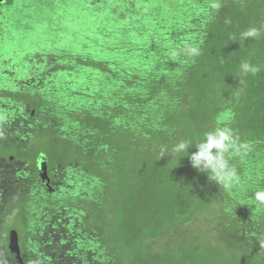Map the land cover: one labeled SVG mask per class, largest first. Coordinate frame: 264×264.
Here are the masks:
<instances>
[{"label":"trees","instance_id":"trees-1","mask_svg":"<svg viewBox=\"0 0 264 264\" xmlns=\"http://www.w3.org/2000/svg\"><path fill=\"white\" fill-rule=\"evenodd\" d=\"M154 2L117 1L110 11L114 18L111 21L115 23L109 27L111 31L105 27L110 21L93 30L85 28L93 35L86 37L85 50L73 52L66 47L42 52L41 49L33 60L52 57L53 67L46 68L43 62L39 67L22 64L18 57L26 51L24 48L16 54L0 55V64L4 65H0V70L6 77L0 71V84L6 85L0 86V125L8 124L16 114L25 121L36 122L30 114H23L22 98L18 96L30 91L23 92L12 81L16 78L5 71L17 74L22 70L37 79L46 70L50 74L48 86L54 95L50 101L63 102L57 112L49 107L52 126H60L61 117L70 116L71 122L77 123L75 129L81 126L98 129L91 134L98 138L99 144L91 140L83 147L73 142L67 131L59 130L31 147L32 157L37 163L38 156L45 153L50 171L60 165L56 163L59 159L62 165L74 163L69 175H74L76 187L60 191L65 195L88 201V191L78 187L101 184L102 195L107 197L101 207L84 206L77 211L63 205L51 216L57 232L71 233L75 248L71 251L68 244L67 252L77 259H64L60 252L50 248L45 259H31L35 254L24 251L20 263L9 246L0 245L3 252L11 254L7 264H264V251H245L250 243L238 246L236 240L233 245L213 243L206 240L209 232L203 238L185 234L180 242L162 249L153 245L168 231L191 223L214 205L220 206V211H230L234 201L244 204L242 196L229 199L233 190L243 195L248 194V188L261 189L264 0H218L219 9L211 6L217 0L187 6L164 0L148 14L147 6ZM59 11L58 6L53 18ZM6 28L0 32L2 46L1 36ZM249 28L258 29L259 35L242 39L241 33ZM47 30L53 34L52 42L69 39L53 20ZM82 33L85 32L77 35ZM33 44L37 46L38 42ZM190 46L197 47L199 55H188ZM55 58H58L56 62ZM68 59L72 63H67ZM243 62L258 68V72H243L240 67ZM14 64L20 65L19 69L9 70ZM80 71L89 75L84 87L73 80L81 79L77 73ZM5 80L14 84L7 85ZM31 87L32 91L37 88ZM12 91L15 94H9ZM89 104L93 109L86 115L85 107ZM78 111L83 115L78 116ZM107 111L109 115L103 116ZM125 122L131 128L117 127ZM216 128L231 129L235 141V146L224 154L228 168L234 169L238 178L230 182L238 183L232 189L213 179L210 170L194 168L190 159L191 153L197 151L196 146L205 141L206 133ZM133 129L137 130L136 135L130 133ZM127 137L137 138L135 141L145 138L146 156L122 146ZM181 141H188L189 149L174 153L173 147ZM107 142L120 145L124 153L112 154ZM2 143L6 147L10 145ZM58 146L63 151L57 154ZM153 152L156 155L150 157ZM59 196L61 193H49L46 198L54 203ZM236 213L240 214L241 210L236 209ZM80 227L90 237L81 240ZM5 236L9 240L8 232ZM57 240L68 242L64 235ZM90 250L99 254L94 256ZM84 253L88 258L82 259Z\"/></svg>","mask_w":264,"mask_h":264},{"label":"rangeland","instance_id":"rangeland-1","mask_svg":"<svg viewBox=\"0 0 264 264\" xmlns=\"http://www.w3.org/2000/svg\"><path fill=\"white\" fill-rule=\"evenodd\" d=\"M117 1L119 0H12L11 4L10 0L8 2L2 1L0 4V32L8 27L4 36H1L4 46L0 45V55L5 52L16 54L18 50L24 48L26 51L20 53L18 57L21 59L20 62L22 64L24 62L25 65L31 64L38 65L39 67L40 62H43L46 68L53 67L54 60L52 57L50 59L45 58L44 60L39 58L36 61L33 59H35L36 54L41 49H43L42 52H45V49L52 51L55 48L61 49L66 47H68L67 50L73 52L85 50L84 41L87 39L86 37L93 36L92 32L86 31L85 28L89 27L93 30L99 26L102 27L103 22L110 21L105 27H107L108 31H111L109 27H112L115 23L111 21L114 18L111 16L110 11ZM124 1L131 3L132 0ZM163 1L156 0L152 5H148L147 13L150 14L154 6ZM171 1L181 6L189 4L202 5V2H210V0ZM58 6L60 7V14L56 18H53V12ZM52 20L59 24V28L63 30L62 35L69 39L65 38L66 41L61 42L63 39L61 38L52 42L54 38L53 34L50 30H47L48 24ZM78 32L85 33L77 35ZM33 42H38L37 46ZM32 56L34 57L32 58ZM57 59L55 58V62ZM62 63H65V61H62ZM67 63H72V60L68 59ZM1 66L4 67V65ZM19 67L20 65L14 64L9 70H18ZM0 71L1 75L4 76L3 70ZM5 72L8 76L16 78L12 81L20 86L23 92L30 91L25 94H18L22 98V112L23 114H30L39 125L37 126L35 121L31 123L25 121L17 114L13 116L8 124L0 125V245L9 246V240H7L5 233L7 234L8 232L9 234L11 231L9 230L10 227L15 226L19 231L22 252L26 251L29 254H35L31 259H45V253L52 248L56 252H60L64 259L75 260L77 258L73 255L70 256L67 252L68 244L71 247V251L75 248L71 233L57 232L53 227L54 222L51 216L57 213L63 205H68L77 211L84 206L101 207L107 197L105 194L102 195L101 184L87 188L78 187L80 190L88 191L90 194V196H87L88 201L78 200L65 195L64 191L76 187L74 186V175H69L72 168H74V163L62 165L61 162L63 161L59 159L60 161L56 163H60V165L54 166L52 170V180L57 185V191L54 194L61 193V196L56 197V201L51 203L46 198L49 195V191L44 190L45 187L35 170L37 169V163L32 157L33 149L31 147L38 146L43 137L50 136L49 133H58L59 130L67 131L72 141L75 143L79 142L83 147L85 142L91 140L99 144L98 138L91 134L95 133L98 129L92 127L85 129L83 126L80 129H75L73 126L77 125V123L71 122L70 116L67 115L61 117L63 121V123H59L61 127L59 125L55 128L52 126L49 107L57 112L62 108L61 104L63 102L56 104L50 101L51 98L53 100L54 95L48 86L50 74L46 70L37 79H34L30 73L22 72V70L17 74L8 73L7 70ZM77 73L81 75V79L74 78V83L79 87H84L89 75L87 73L83 74L81 71ZM5 82L7 85L14 84L8 82V80H5ZM1 85L6 86L5 84ZM32 85L37 87L34 91H32ZM9 94H15V92L12 91ZM35 101L36 103H34ZM85 108L86 115L93 109L90 104L86 105ZM104 114L109 115V112H103V116ZM82 115L81 112L78 113V116ZM4 127L7 128L5 131H3ZM117 127L131 128V125L125 122ZM42 128H46V130ZM70 128H72L71 131H69ZM100 133L101 130H99L98 136ZM130 133L136 135L137 130L133 129ZM136 139L135 137H127L123 140L122 146L135 149L138 153L146 156L147 149L145 148V144L143 145L145 138L141 141H135ZM2 140L10 143V145L6 147L2 143ZM107 146L112 154L113 152H118L119 155L124 153L120 145L107 142ZM56 150L57 154L60 153L59 151H63L60 146ZM151 155L150 157H153L156 154L153 152ZM233 185L236 187L238 183H231L229 188L232 189ZM262 190H264V181L261 184V189L259 188V191ZM256 192V188L254 187L248 188V194L243 195L241 192L233 190L232 198L230 196L229 199L235 200L242 196L244 204L236 200L232 203L233 209L230 211L224 209L220 211L221 207L214 205L208 212L196 217L191 223L168 231L164 237L154 241V247L162 249L173 246L180 242L181 237H184L185 234L190 236L198 235L200 238H203L204 233L209 232L211 234L205 236L207 237L206 240H211L213 243L222 242L225 245H233L234 240H236L238 246H246L250 243L249 246H246L245 251L263 252L264 203L255 200ZM236 209H240L241 213L237 214ZM78 234L81 240L89 236L87 230L82 227L79 228ZM60 235L66 236L68 242H59L57 237ZM90 251L94 256L99 254L97 251ZM8 256L11 257L10 252L6 250L3 252L0 247V264H7V259H10ZM58 257L59 255H57V259ZM85 258H88V255L84 253L82 259Z\"/></svg>","mask_w":264,"mask_h":264},{"label":"clouds","instance_id":"clouds-1","mask_svg":"<svg viewBox=\"0 0 264 264\" xmlns=\"http://www.w3.org/2000/svg\"><path fill=\"white\" fill-rule=\"evenodd\" d=\"M211 6L214 9H219L220 3L217 0ZM258 35V29L249 28L241 33V38L246 39ZM187 53L191 56L199 55V49L190 46L187 48ZM240 67L245 73L256 74L258 72V68L248 62H243ZM234 146L235 141L233 140L232 130L229 128H216L215 131L206 133L205 141L196 146L197 151L191 153L192 166L198 170H210L213 179L228 187L233 179H238L234 169L228 168V162L224 158V154ZM189 147L190 143L188 141H181L173 147L172 151L174 153L186 152ZM255 200L264 203V190L255 193Z\"/></svg>","mask_w":264,"mask_h":264},{"label":"water","instance_id":"water-1","mask_svg":"<svg viewBox=\"0 0 264 264\" xmlns=\"http://www.w3.org/2000/svg\"><path fill=\"white\" fill-rule=\"evenodd\" d=\"M4 0H0L1 2ZM37 167L39 170V175L42 179V181L47 182V186L50 187V176L48 173V157L45 153H41L38 158H37ZM52 190V189H50ZM9 249L11 253L15 254L17 259L19 260L20 263L23 262V257H22V250H21V245H20V236L19 232L17 229H12L10 231V237H9Z\"/></svg>","mask_w":264,"mask_h":264},{"label":"flooded vegetation","instance_id":"flooded-vegetation-1","mask_svg":"<svg viewBox=\"0 0 264 264\" xmlns=\"http://www.w3.org/2000/svg\"><path fill=\"white\" fill-rule=\"evenodd\" d=\"M4 1H5V0H4ZM38 70L41 72L40 69H37V71H38ZM35 170H36V172L38 173V177H39L40 180L42 181V179H41V177H40V175H39L38 167H37V169H35ZM48 173H49V176H50V179H51V181H50V187L47 186V182L42 181V183H43V185H44V187H45L44 190L49 191V193L52 195V194H54V193L57 191V185H56V184L53 182V180H52V171H50L49 166H48ZM50 189H52V190H50Z\"/></svg>","mask_w":264,"mask_h":264}]
</instances>
